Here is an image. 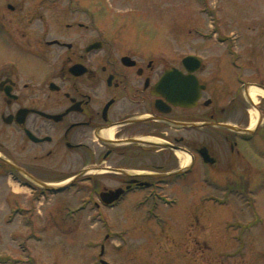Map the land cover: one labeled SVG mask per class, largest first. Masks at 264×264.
<instances>
[{
    "label": "flooded vegetation",
    "instance_id": "af4514ba",
    "mask_svg": "<svg viewBox=\"0 0 264 264\" xmlns=\"http://www.w3.org/2000/svg\"><path fill=\"white\" fill-rule=\"evenodd\" d=\"M104 8L100 0H0V242L17 240L0 264H30L15 247L30 251L31 232L51 230L55 216L60 230L86 212L108 229L88 243L100 249L89 264H117L105 258L119 252L106 215L140 214L179 239L200 215L179 219L178 191L166 190L201 172L220 189L201 200L230 207L221 230L233 232L235 246L226 257L253 264L264 32L198 33L220 47L194 38L186 48L150 50L124 38L125 22H101ZM234 200H247L245 211ZM132 228H121L124 258L146 264L138 251L148 242Z\"/></svg>",
    "mask_w": 264,
    "mask_h": 264
},
{
    "label": "rangeland",
    "instance_id": "374dc122",
    "mask_svg": "<svg viewBox=\"0 0 264 264\" xmlns=\"http://www.w3.org/2000/svg\"><path fill=\"white\" fill-rule=\"evenodd\" d=\"M100 4L105 6L101 11V22L107 16L114 17L120 23L125 22L124 38L150 50L186 48L194 38L196 43L205 48L220 47L217 44L210 45L211 41L203 40L198 33L219 32L233 37H249L264 32V0H100ZM195 175L199 177L195 182L192 179L186 180V183L169 186L166 190L169 193L178 191L180 201L176 210H179V219L193 214L200 215L197 216L191 232L184 235L178 233V239L175 231L158 228L153 220L146 219V222L143 215H106L116 225L114 231L116 230L117 237L109 243L119 252L114 256H111V252L107 253L105 258L113 257L117 264L122 261L123 264H128L124 254L129 255L130 251L123 253L128 247L123 243L125 232L121 228L131 225L132 232L136 230L137 235L143 236L136 241L146 237L148 242V246L141 247L138 251V255L141 253L145 257L146 264H156L153 250L160 255L162 264H247L249 258L226 257L224 251L235 246L231 242L233 232L225 234L221 230L224 218L231 212L230 207L201 200L203 195L218 192L220 189L206 184L202 179V172ZM260 186L259 192L255 194L258 199L255 207L259 212V225L254 231L256 242L251 251L253 264H264V184ZM67 199L68 203L77 204V200L73 202L70 196ZM53 202L55 203L54 199L49 200L47 206L53 207ZM232 202L233 206L243 208V211L247 208V200L242 203L239 200ZM61 213L63 210L60 215ZM218 215L222 217L221 220ZM90 217L89 212L80 214L77 222L68 220L66 228L60 230V218L55 216L58 227L53 226L49 231L31 232L30 251L26 253L24 248L16 246L17 254H31L30 264H89L100 249H92L87 245L93 239L103 241L108 230L102 227V223L92 221ZM57 222L52 221L53 224ZM144 223L146 224L141 226ZM21 236L20 234L18 239ZM176 239L179 241L176 242ZM5 241L0 242V251H9L13 248L12 245H17V240ZM129 262L135 264L133 260Z\"/></svg>",
    "mask_w": 264,
    "mask_h": 264
},
{
    "label": "bare ground",
    "instance_id": "6f19581e",
    "mask_svg": "<svg viewBox=\"0 0 264 264\" xmlns=\"http://www.w3.org/2000/svg\"><path fill=\"white\" fill-rule=\"evenodd\" d=\"M181 158H182V157H181ZM182 159H183V158H182ZM182 161H183V162H185V163L187 162L185 159H183ZM17 189L19 190V188H18V187H17Z\"/></svg>",
    "mask_w": 264,
    "mask_h": 264
}]
</instances>
